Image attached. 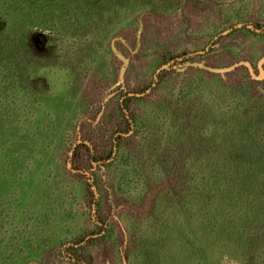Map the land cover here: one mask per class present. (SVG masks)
I'll return each instance as SVG.
<instances>
[{"label":"rangeland","instance_id":"obj_1","mask_svg":"<svg viewBox=\"0 0 264 264\" xmlns=\"http://www.w3.org/2000/svg\"><path fill=\"white\" fill-rule=\"evenodd\" d=\"M177 7L169 16L146 13L139 29L117 18L113 33L95 44L88 35L53 34L34 23L23 42L21 31L10 35L21 55L29 46L38 57L24 83L6 60L11 20L0 13V115L7 117L0 124L10 137L5 151L0 144V175L14 174L0 182V264H144L136 257L141 238L173 199L167 169L193 163L188 152L198 146L196 136L175 143V119L161 109L165 98L197 69L227 72L231 65L242 67L227 74L229 82L243 85L252 71L264 91V0H182ZM243 25L259 36L235 32ZM38 33L42 52L33 40ZM216 85L211 80L206 88L209 107L218 100ZM128 97L140 99L123 114ZM247 97L229 93L223 104ZM49 117L46 129L38 126ZM150 152L162 159L155 163ZM218 262L264 258L242 261L223 251Z\"/></svg>","mask_w":264,"mask_h":264},{"label":"trees","instance_id":"obj_2","mask_svg":"<svg viewBox=\"0 0 264 264\" xmlns=\"http://www.w3.org/2000/svg\"><path fill=\"white\" fill-rule=\"evenodd\" d=\"M181 2L182 0H3L0 13L11 20L7 27L9 30L6 39L9 46L6 49V60L10 62L12 76L19 74L24 83L25 77L32 74L35 68L38 57L36 58L34 50L29 46L24 47L21 55V50L10 39V35L21 31L23 42V37H27L30 31L25 29L34 23L53 34L88 35L91 43L95 44L98 39L113 33L109 26L117 18L131 20L130 24L138 22L139 29L146 13L169 16L178 9ZM240 31L259 36L247 27L235 30ZM249 64L252 65V62L249 61ZM228 67L230 70L227 72L197 69L189 76L188 81L180 83L178 92L165 98L162 103L164 114L175 119L177 130L171 134L175 143L179 145L183 137L194 139L196 136L198 146L191 147L188 152L192 153L189 156L193 163L167 169L169 192L173 199L171 197L170 205L162 214H166L165 217H160L147 231L146 238H141L136 257H141L144 264H160L162 256L167 257V264H219L218 257L223 251L242 261L264 258V91L260 89L262 81L260 83L252 71L251 78L242 81L243 85L236 80L229 82L227 74L231 72L232 75L242 65ZM211 80L217 82L214 87L217 92L213 95L218 100L214 106L209 107V101L204 100V95ZM29 85L32 86L33 83ZM28 88L32 87L27 86ZM150 88L156 90V86L151 85ZM38 93L35 90L33 95ZM229 93L235 99L237 95L248 97L245 101L237 100L234 106L229 104L226 108L223 99ZM134 99L140 98L128 97L120 104L123 114L125 109L130 111V101ZM213 109L216 110L215 114L211 113ZM5 117L0 115V122L5 121ZM52 119L49 117L37 124L40 123L38 126L46 129V123ZM15 120L16 118L9 120L11 127ZM129 121L125 116L124 122L129 125ZM1 125L0 144L5 151V143L10 137L6 135L5 124ZM123 137L124 132L113 142L108 155L110 158L114 148L121 146L120 138ZM15 141L17 140L13 141V145ZM8 153L10 154L9 151L5 152L7 156ZM146 156L155 163L162 159L154 152ZM163 166L166 167V164L163 163ZM9 174L0 175L2 184L9 177H14L12 169ZM182 175L184 190H178L177 179ZM147 200L148 197L145 203ZM177 251H183V258L177 255Z\"/></svg>","mask_w":264,"mask_h":264},{"label":"water","instance_id":"obj_3","mask_svg":"<svg viewBox=\"0 0 264 264\" xmlns=\"http://www.w3.org/2000/svg\"><path fill=\"white\" fill-rule=\"evenodd\" d=\"M33 40L36 44V46L38 47V51L39 52H42L45 50V45H44V37H43V34L42 33H38L35 35V37H33Z\"/></svg>","mask_w":264,"mask_h":264},{"label":"flooded vegetation","instance_id":"obj_4","mask_svg":"<svg viewBox=\"0 0 264 264\" xmlns=\"http://www.w3.org/2000/svg\"><path fill=\"white\" fill-rule=\"evenodd\" d=\"M241 27H247V28H249V29H251V30H253L252 28H250L249 26H245V25H243V26H241ZM252 27V26H251ZM254 31V30H253ZM256 33H258L257 31H255ZM229 33V32H228ZM227 34V33H226ZM259 34V33H258ZM207 52L209 53V49L207 48V49H205V50H203L202 52H200V54H202V55H204V54H207ZM193 56V55H192Z\"/></svg>","mask_w":264,"mask_h":264}]
</instances>
